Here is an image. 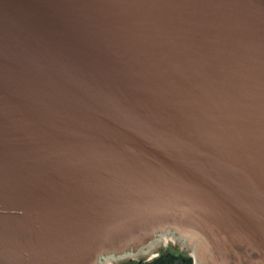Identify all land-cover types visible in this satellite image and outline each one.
Masks as SVG:
<instances>
[{"label":"water","instance_id":"1","mask_svg":"<svg viewBox=\"0 0 264 264\" xmlns=\"http://www.w3.org/2000/svg\"><path fill=\"white\" fill-rule=\"evenodd\" d=\"M166 241L264 264V0H0V264Z\"/></svg>","mask_w":264,"mask_h":264},{"label":"trees","instance_id":"2","mask_svg":"<svg viewBox=\"0 0 264 264\" xmlns=\"http://www.w3.org/2000/svg\"><path fill=\"white\" fill-rule=\"evenodd\" d=\"M141 262V263H139ZM121 264H192L191 258L185 252H177L167 248L158 252V255L150 261H128Z\"/></svg>","mask_w":264,"mask_h":264},{"label":"rangeland","instance_id":"3","mask_svg":"<svg viewBox=\"0 0 264 264\" xmlns=\"http://www.w3.org/2000/svg\"><path fill=\"white\" fill-rule=\"evenodd\" d=\"M167 248H172V249L176 250L177 252H185V253H187L186 250H182L181 249V246H180V244L177 241H166V248H164L162 250H165ZM157 253H156V255H157ZM146 258H149V257H146ZM146 258H138V259L115 261V264H121L123 262H128V261H132V260L133 261H138V260H143V259H146Z\"/></svg>","mask_w":264,"mask_h":264},{"label":"flooded vegetation","instance_id":"4","mask_svg":"<svg viewBox=\"0 0 264 264\" xmlns=\"http://www.w3.org/2000/svg\"><path fill=\"white\" fill-rule=\"evenodd\" d=\"M187 252V251H186Z\"/></svg>","mask_w":264,"mask_h":264}]
</instances>
